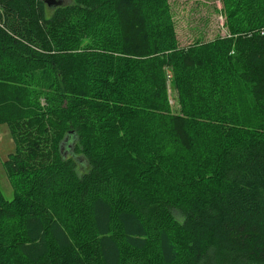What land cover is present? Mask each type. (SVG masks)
Returning a JSON list of instances; mask_svg holds the SVG:
<instances>
[{"label":"trees","instance_id":"16d2710c","mask_svg":"<svg viewBox=\"0 0 264 264\" xmlns=\"http://www.w3.org/2000/svg\"><path fill=\"white\" fill-rule=\"evenodd\" d=\"M168 1L0 0L5 165L24 185L0 190V264H264V0H238L230 35L188 47L164 28ZM126 3L150 13L147 53L119 38ZM181 118L193 135L238 129L217 131L212 172H133L128 150L156 156Z\"/></svg>","mask_w":264,"mask_h":264},{"label":"rangeland","instance_id":"374dc122","mask_svg":"<svg viewBox=\"0 0 264 264\" xmlns=\"http://www.w3.org/2000/svg\"><path fill=\"white\" fill-rule=\"evenodd\" d=\"M44 2L52 12L59 6L74 4L75 0H44ZM226 2L225 0H169L167 4L169 13L164 28L177 35L182 47H188L196 40H211L218 36L230 35L229 25L236 24L239 18L236 16L239 10L237 7L239 1ZM234 6L236 7L234 8ZM120 12L119 38H123L130 53H147L152 42L146 32L147 24L151 20L149 11L138 4L126 3L121 7ZM244 18L249 17L244 16ZM130 53L128 54L130 55ZM173 86L171 79L170 103L173 107L178 108L177 94ZM242 93L239 88L241 99L237 102L243 101L241 105L248 108V101ZM185 121L184 118H181L169 126L164 146L156 156L147 157L142 153V150L145 149L143 142L138 143L135 150L129 149V154H127L129 164L127 166L139 176L155 178L161 176L163 169H183L191 175H197L198 171L205 175L212 172L216 161V148L219 141L223 139L217 131L225 130L230 135L238 129L235 128V125L219 127L217 123H213L205 128L206 130L202 134L204 136L199 133V135H193L189 133L188 129L186 130ZM15 150L16 143L12 132L9 126L3 123L0 125V190L8 200L16 199L24 193L23 179L11 177L5 165L6 160ZM21 236L22 231L16 221L7 220L4 223L3 243L5 246L12 248Z\"/></svg>","mask_w":264,"mask_h":264}]
</instances>
